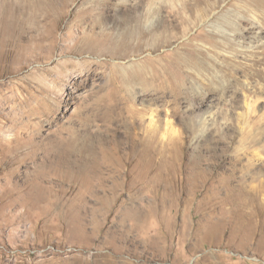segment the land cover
I'll use <instances>...</instances> for the list:
<instances>
[{
  "label": "rangeland",
  "instance_id": "374dc122",
  "mask_svg": "<svg viewBox=\"0 0 264 264\" xmlns=\"http://www.w3.org/2000/svg\"><path fill=\"white\" fill-rule=\"evenodd\" d=\"M0 264H264V0H0Z\"/></svg>",
  "mask_w": 264,
  "mask_h": 264
},
{
  "label": "bare ground",
  "instance_id": "6f19581e",
  "mask_svg": "<svg viewBox=\"0 0 264 264\" xmlns=\"http://www.w3.org/2000/svg\"><path fill=\"white\" fill-rule=\"evenodd\" d=\"M113 12H116V11H113ZM151 13H152V12L150 11V13H149V14L151 15ZM45 113H46V111L43 113V116H45V115H46Z\"/></svg>",
  "mask_w": 264,
  "mask_h": 264
}]
</instances>
